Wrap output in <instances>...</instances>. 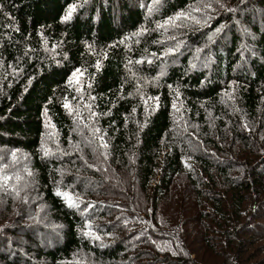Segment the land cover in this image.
Listing matches in <instances>:
<instances>
[{
	"label": "trees",
	"instance_id": "16d2710c",
	"mask_svg": "<svg viewBox=\"0 0 264 264\" xmlns=\"http://www.w3.org/2000/svg\"><path fill=\"white\" fill-rule=\"evenodd\" d=\"M157 2L0 0V197L34 193L25 172L45 204L1 228L0 264H264V0H237L251 34L179 40L195 0ZM81 153L89 205L61 182Z\"/></svg>",
	"mask_w": 264,
	"mask_h": 264
},
{
	"label": "rangeland",
	"instance_id": "374dc122",
	"mask_svg": "<svg viewBox=\"0 0 264 264\" xmlns=\"http://www.w3.org/2000/svg\"><path fill=\"white\" fill-rule=\"evenodd\" d=\"M248 1V0H246ZM165 0H158L157 4L155 7L152 9L155 10L156 8H160L161 5L163 6ZM196 2V0H195ZM194 2V7L195 9H198V12H190L186 13L183 15L180 20L178 21L177 24V32L174 35L175 39H180L181 35L186 32H191L192 29L196 28L197 26L200 25L201 22H207V23H212L213 22H222V25L224 27H227L231 24H234L235 28L237 30L243 31L245 35L251 34L252 28L243 25V22L239 19H237V14H241L242 17L241 19H245L248 17V15L253 14V13H258L261 12L260 9H247L243 12V10L239 7L238 11L237 10V0H222L221 1V6H216L211 3L210 0H205V1H197L196 3ZM251 6V3L250 5ZM164 7V6H163ZM228 13H233L232 17L228 16ZM242 19V20H243ZM251 19V18H249ZM178 42V41H177ZM47 134L51 137V132L48 131ZM51 148L54 150L56 148L54 143L49 144ZM6 149V148H5ZM8 150V149H6ZM6 150H2L0 147V165H9V166H14V162L12 161L13 158L11 159L10 153ZM235 151L237 153H241L239 151V148H236ZM246 154H249L247 152ZM21 159L19 160L20 162L27 159L26 154L21 153L20 154ZM102 167L101 163L95 160L94 157H89V160L84 159L83 154H80V159H79V164L76 163V161H73V165L69 168H66V174L61 180L66 182V186H70V184L74 187L73 189L76 190L78 197L80 199H83L84 202L86 201V205H89V201L92 199H98L101 197L103 199V193L104 190L107 188L105 186V183L100 184V179L99 176L101 174L100 168ZM240 170L235 173L234 175H239ZM68 175H70L71 180L68 179ZM20 178L23 180V186L24 189H28L31 187L34 190L29 191V192H20V194H25V193H30L26 196H15L14 198H9L8 196L0 197V233H2V236H7L9 240H12V235L7 234L5 230H1L3 226H10V224H13L17 217H18V212H23L26 210H29V208L32 207V202L28 201V198L34 197L33 198V203H36L34 209L38 210L40 208H43L45 204L42 203L41 200V195L38 192L37 186L35 184V180L25 172H20ZM78 186V187H77ZM8 191L12 193L13 189H0V191ZM34 195V196H33ZM126 198V195L124 196ZM128 202H131V199L127 200ZM43 206V207H42ZM130 210L132 209L131 204L128 206ZM125 219V218H124ZM9 244V243H8ZM80 260L84 264H109V263H104V262H97L95 261L91 256L85 255L80 258Z\"/></svg>",
	"mask_w": 264,
	"mask_h": 264
},
{
	"label": "snow or ice",
	"instance_id": "6c2138e0",
	"mask_svg": "<svg viewBox=\"0 0 264 264\" xmlns=\"http://www.w3.org/2000/svg\"><path fill=\"white\" fill-rule=\"evenodd\" d=\"M74 9H69V12H68V14L65 16V20H67V19H69L70 17H71V13H72V11H73ZM217 31H219V29H217ZM139 62V61H138ZM97 67H99V65H97ZM79 71V70H78ZM73 75L75 76L76 75V73H73ZM65 107L67 108L68 107V105L66 104L65 105ZM57 195H61V193H59V192H57Z\"/></svg>",
	"mask_w": 264,
	"mask_h": 264
}]
</instances>
